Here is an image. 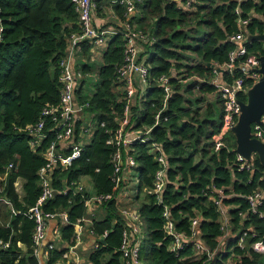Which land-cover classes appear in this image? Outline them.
Here are the masks:
<instances>
[{"label": "trees", "instance_id": "obj_1", "mask_svg": "<svg viewBox=\"0 0 264 264\" xmlns=\"http://www.w3.org/2000/svg\"><path fill=\"white\" fill-rule=\"evenodd\" d=\"M109 3L122 21L136 24L147 35L140 60L149 69L147 85L140 89L144 110L132 108L131 120L133 129L145 131L152 127L150 136L167 158L166 184L160 194H155V175L160 169L156 155L147 143L136 141L131 145L130 154L138 164L136 201L146 224L141 263L231 264L229 259L235 256L234 264H264V253L252 248L254 242L264 239V218L251 212L245 197L257 189L264 191V167L256 157L254 172L238 169L236 138L229 130L223 135L224 145L215 150L224 112L222 99L211 82L213 66L229 62L236 47L229 40L241 31L235 9L239 5L241 17L249 19L245 28L248 35L264 33V0H245L240 4L235 0H196L190 9L177 0H142L137 1L140 14L132 17L125 15L124 7ZM0 28V186L12 205L0 201V242H9V246L0 245V264H39L33 242L36 223L26 212L39 201L42 187L38 172L46 163L44 152L54 136L49 131L51 118H47L48 137L33 148L31 141L36 138L27 127L41 121L44 108L59 106L61 61L69 37L81 28L72 0H0ZM120 30L109 42L96 76L93 74L97 64L90 61L92 44L80 45L88 62L81 63L84 77L76 94L78 103L87 104L84 114H94L93 138L85 145L81 158L65 170H53L51 182L56 194L42 204L45 212L67 213L69 221L61 226L60 235L68 245L75 244V223L87 210L82 195L73 188L65 192L66 185L70 187L80 175L88 174L93 178L96 194L115 190L111 155L116 148L107 140L120 125L125 106L123 94L116 86L118 67L125 60ZM246 46L250 53L264 54V41H247ZM240 75L238 71L234 73ZM162 76L170 78L173 89L165 108ZM223 77L225 81L233 78L228 72ZM88 87L93 90L89 92ZM207 94H215L212 102ZM240 97L246 100V96ZM83 125V120L78 119L77 137ZM18 181L22 182L21 191L17 190ZM213 188L239 194L225 200L226 205L234 206L230 223L237 234L228 242L226 252L209 259L205 253L197 257L192 245L177 252L170 250L173 237L165 230L166 207L176 231L185 235L191 234V218L199 216L202 242L211 251L218 248L223 231L211 198ZM102 206L107 215L94 220L91 229L96 235L105 231L107 235L100 247L92 251L91 262L126 264L121 243L127 222L114 199ZM260 210L264 211V200ZM248 228L254 232L248 233L242 249L238 238ZM67 249L51 250L50 264L63 258Z\"/></svg>", "mask_w": 264, "mask_h": 264}, {"label": "built area", "instance_id": "obj_2", "mask_svg": "<svg viewBox=\"0 0 264 264\" xmlns=\"http://www.w3.org/2000/svg\"><path fill=\"white\" fill-rule=\"evenodd\" d=\"M76 6L80 32L72 33L68 40L66 55L61 61V75L60 80L62 83L61 101L57 107H46L42 111V119L37 125H29L27 131L31 133L36 139L31 141V146L36 148L41 144V141L48 137L45 127L47 118H51V126L49 131L54 136V139L47 146L44 157L46 163L40 168L38 174L40 177V183L42 187V192L39 201L35 206L31 207L27 215L30 218L35 219V228L33 232V242L35 246L36 253L39 247L42 245L43 240L47 234V221L51 218L61 217L66 223L69 221L66 212H45L42 209V204L48 199L56 194V191L52 185V172L55 168H61L62 170L67 169L72 163L82 157V153L85 145L91 142L93 138V132L95 129V122L90 119L87 121V117L84 114V110L87 104H80L76 102L77 99V89L79 83L83 78V72L77 68V57L80 54V45L84 42H89L92 44V48L104 46L108 44V36L116 32H111L108 28H102L97 26L95 23V10L97 5L101 1H109L112 4L120 5L125 8V15L140 14L137 7V1L142 2V0H72ZM180 4L186 8L190 9L196 0H177ZM237 4L245 0H235ZM239 18L237 19L238 26L241 31L232 34L229 40L236 44L235 49L230 53V61L221 66L214 67V77L212 79V84H214L217 92L219 93L223 102V126L221 132L217 135L215 140V150L218 151L223 145V135L232 126L238 122V118L241 114L240 95H244L247 98L249 89L259 81L261 73L259 72L260 60L259 55L250 53L247 49L246 42L248 38V33L245 32L246 25L249 23V19H244L241 17L242 10L238 5L235 9ZM122 21V20H121ZM2 28H0V35L2 33ZM123 40L125 42V60L124 63L118 67V78H117V90L123 94V99L125 101L123 116L120 119L119 126L113 132V134L108 138L107 144L113 145L116 150L111 155V162L114 166V172L112 175V181L115 184V190L111 193L99 195L96 194L94 189L93 178L91 175L82 174L78 177L76 181H73L71 186L66 185L65 192H68L71 188L74 189L75 193H80L85 201V207L90 209L94 204H103L110 200L117 201L119 195L127 193V174L128 170H134L137 168L138 164L134 156L130 154L132 150L131 145L136 141H141L147 143L150 151L156 155V160L160 164V169L155 175V187L153 192L155 194H160L166 184V169H167V158L163 154L161 146L158 145L150 136L151 128H147L145 131L133 129L132 118V100L136 95L139 94V89L136 84V76L138 75L140 79L146 83L148 78V66L144 61L140 62L139 55L140 49L136 46L138 40L146 41L147 35H145L141 30L127 21H122V29L120 30ZM138 58V59H137ZM223 69V71H221ZM238 71L241 75L234 76V73ZM228 72L232 74L233 78L230 81H225L223 73ZM170 78L167 76H162L161 84L164 87L165 97H164V108L168 99L173 93V89L169 84ZM245 101V100H244ZM163 108V109H164ZM161 112L156 115V123H158ZM78 119L83 120V131L80 132L79 136L76 135V122ZM101 126H105V123H101ZM254 136L264 142V126L261 124L253 125ZM66 150V152H63ZM62 151V152H61ZM238 169L247 170L248 172H254L253 161H248L241 155L237 153ZM10 165L9 168H12ZM133 172V171H132ZM17 186V183H16ZM3 188L0 186V201L6 202L8 205L12 206L7 198H4L2 194ZM89 195V196H88ZM88 196V197H87ZM239 196L233 192H227L225 188H213L211 198L214 205L217 207L219 212V221L222 218L221 229L223 234L220 240H223L225 233L229 231L230 218L227 214V206L225 200L233 197ZM247 201L249 203V208L251 212L259 214L260 217L264 218V211L260 210V206L264 200V191L261 189L255 190L253 193L246 195ZM15 213L16 211L13 210ZM122 215L128 219L134 220V222L129 226L125 227L123 232V240L121 243V251L126 259V264H142L140 260V251L142 246V240L144 235H142L140 229V215L138 209L125 208L122 210ZM164 215L167 217V222L165 224L166 232L173 237V241L170 245V250L178 251L185 246L192 245L195 250V255L207 254L209 259L220 253L219 243L218 248L215 251H211L208 247L204 245L200 238L198 231V224L200 217L195 216L191 218V234L185 235L184 233H179L175 229L174 221L169 217V211L166 207ZM137 223L136 221H138ZM88 222L87 217L83 216L75 223V233L76 239L74 245H69L68 250L64 253V257L71 254H77V248L83 240V235L85 231V224ZM60 227L57 226L54 235L56 238L61 239ZM93 231V230H92ZM249 232H254L253 228H248L238 238V245L242 249L246 246V236ZM107 235V231L104 234L98 235L99 239L94 245V250L98 249ZM255 235V233H254ZM224 236V237H223ZM220 242V241H219ZM0 245L9 246V242ZM3 246V247H4ZM56 248L55 242H50L47 246L46 251L43 253L45 262L48 264L50 260V251ZM254 251L259 253H264V239L258 240L252 244ZM39 264H46V263ZM77 264V263H73Z\"/></svg>", "mask_w": 264, "mask_h": 264}, {"label": "crops", "instance_id": "obj_3", "mask_svg": "<svg viewBox=\"0 0 264 264\" xmlns=\"http://www.w3.org/2000/svg\"><path fill=\"white\" fill-rule=\"evenodd\" d=\"M135 15L137 16L138 14H134L132 16H135ZM94 18H95V23L97 26H100L102 28H108L111 32H116V31H119L120 29H122V21H121L122 19L116 14L113 6L107 1H101L98 3L97 8L95 10ZM134 25L136 26V24H134ZM114 35H115V33L108 36L109 42L111 41V39L113 38ZM109 42H108V44H106L104 46H100V47H96V48L91 49V53H90L91 63L96 62V61H99L101 63L103 61V55H104L106 49L108 48ZM143 42L144 41H142V40H138L136 42V46L140 49L139 60L142 59V53L144 51V46L142 44ZM76 61H77L76 66L80 70H81V63L88 62L87 59L83 58L82 52H80V54H78ZM96 74H97V71H96ZM136 79H137L136 84H137L138 89H139V91H138L139 94L133 98L132 104H133V108L139 109L138 111L142 112V110H144V108H143L142 96H141L140 89L142 88L144 90L146 85H147V82L144 83L138 75L136 76ZM81 84H82V80L79 83L78 89L81 87ZM90 89L92 90L91 87H90ZM211 95L212 94H207V97L211 96ZM76 102H78V98L76 99ZM86 117H87V121L92 119L95 122L94 114L88 113V115H86ZM133 123H134V120H133ZM63 152H66V150H63ZM256 157L257 156H255L254 159ZM199 160H200V157H197L196 161H199ZM126 174H127V181L125 183L128 185L129 189H128L127 193H123V194L118 196L116 204H117L119 214L126 220L127 224L130 226L134 222V220L128 219L127 217L122 215L121 212L125 208L138 209V203L136 201V194H137L136 189L138 186V172L136 169H134V170H128L126 172ZM133 185L135 186L134 189L131 188ZM21 186H22V182L18 181L17 182V190L18 191H21V189H22ZM226 206H227L226 210H227L228 217L231 220L230 212L234 209V206H232V205H226ZM86 210H87V212L85 213L84 216L87 217L88 222H86V224H85V231H84V235H83V240L77 248V254L74 255V254H71L69 252V255L57 260L53 264H73V263L93 264L91 262L90 255H91L92 251L94 250V245L98 241L99 236L96 235L94 233V231H92L91 225H92L94 220L104 219L107 215V210L105 209V207L102 206V204L100 205L97 203L94 204L90 209L86 208ZM59 219H60V223H58L55 226V228L53 230V235H54V231H55L57 226H62L63 224L66 223L61 217H59ZM140 221H141V218H140ZM221 221H222V218L220 219V222ZM136 222L139 223V219ZM140 225H141V222H140L139 226ZM49 227H50V220L47 221V229ZM229 227H230V229H229L228 233L226 232L224 235L225 237L223 236L224 237L223 240H220L221 246L219 249L223 253L226 252V246H227L228 242L230 241V239L237 236V234L234 233L233 229L231 228V223H230ZM47 237H48V231H47L45 239L42 242V245L39 247L38 252H37L39 262H41V263L45 262V258L43 256V253L46 251L48 244L50 242H52V241H49L48 243H45V241L47 240ZM54 237H55V235H54ZM57 239L59 241L57 243H55L56 248L64 249V248L69 247V245L65 241H63L62 239H59V238H57ZM91 240H94V242H93L94 244L92 243L91 245H89ZM200 255L201 254L197 253V257H199ZM234 257L235 256H232L229 259V262L231 264H234ZM48 264H50V260H49Z\"/></svg>", "mask_w": 264, "mask_h": 264}, {"label": "water", "instance_id": "obj_4", "mask_svg": "<svg viewBox=\"0 0 264 264\" xmlns=\"http://www.w3.org/2000/svg\"><path fill=\"white\" fill-rule=\"evenodd\" d=\"M252 40L264 41V33L249 34L247 41ZM259 60L261 77L249 89L246 100H240L241 114L229 131L236 138L235 151L248 161H254L257 156L264 167V142L253 133L254 124L264 126V54L259 55Z\"/></svg>", "mask_w": 264, "mask_h": 264}, {"label": "rangeland", "instance_id": "obj_5", "mask_svg": "<svg viewBox=\"0 0 264 264\" xmlns=\"http://www.w3.org/2000/svg\"><path fill=\"white\" fill-rule=\"evenodd\" d=\"M96 64H97V66H96L95 74H93L94 76H96L97 67L99 66L100 62H99V61H96ZM92 90H93V88H92ZM92 90L88 87V91H89V92L92 91ZM207 98H208V100L212 101V100H214V98H215V94H212L211 96H208ZM134 187H135V186L133 185L131 188L134 189ZM128 189H129V188H128V186H127V190H128ZM58 221H59V222H58ZM58 223H60V219H59V217H55V218H51V219H50V227L47 229V231H48V237H47V240L45 241V243H48L49 241H52V242L57 243V242L59 241V240H58L56 237H54V235H53V230H54L55 226H56ZM140 229H141L142 235H145V234H146V224H145V222L143 221L142 218H141ZM93 242H94V240H91V242L89 243V245H91ZM93 244H94V243H93Z\"/></svg>", "mask_w": 264, "mask_h": 264}]
</instances>
